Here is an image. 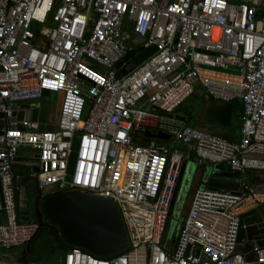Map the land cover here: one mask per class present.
I'll use <instances>...</instances> for the list:
<instances>
[{"label": "built area", "instance_id": "1", "mask_svg": "<svg viewBox=\"0 0 264 264\" xmlns=\"http://www.w3.org/2000/svg\"><path fill=\"white\" fill-rule=\"evenodd\" d=\"M130 22L144 39L136 46ZM145 48L154 51L117 73ZM196 87L240 102L238 141L177 113ZM46 92L63 94L53 130L18 118ZM0 114V252L26 246L39 229L18 207L23 174L14 164L26 151L27 177L43 196L111 197L129 241L108 257L72 246L58 262L29 264H264V244L250 251L256 260L237 250L241 215L264 209V183L247 175L264 171V0H0ZM191 163L189 183L197 166L220 164L239 188H195L166 244Z\"/></svg>", "mask_w": 264, "mask_h": 264}, {"label": "water", "instance_id": "2", "mask_svg": "<svg viewBox=\"0 0 264 264\" xmlns=\"http://www.w3.org/2000/svg\"><path fill=\"white\" fill-rule=\"evenodd\" d=\"M133 27V23L130 22L127 25V33L129 34L130 45L136 46L142 43L144 39L133 31ZM137 52V50L134 51V53ZM203 95L204 90L201 87H196L191 96L195 99H200ZM53 97L54 93L51 95L46 94L37 103L22 104L21 107L26 110L20 111L18 118L37 119L40 123V130L44 128L53 130V125L45 126L48 101ZM2 117L3 114H0V127L2 125ZM146 136L157 139H168L170 137L164 133H147ZM35 169L37 170V168ZM193 170L194 165L191 163L187 167L183 183H181L177 193L176 216L180 212L183 196L186 194L189 184L188 177ZM234 176L233 173H224L223 167L221 168L220 164H215L204 170V180L202 181L204 187L207 188L237 191L239 183L233 180ZM24 185V179H22L19 189L18 207L21 218L27 219ZM37 191L38 196L36 198L34 216L39 223V227L44 224V216L50 225L57 228L59 236L65 244L79 247L98 257L118 254L128 247L129 241L122 217L111 197L71 189L49 195L39 205L41 195L40 191ZM263 216L264 209L262 206L241 215V224H244L246 228H241L239 231L237 250L245 254L247 260H256L257 258L255 253L250 252L254 244H264L263 235L259 234L264 231ZM168 222L169 218L165 222L163 236ZM27 247L29 248V243Z\"/></svg>", "mask_w": 264, "mask_h": 264}, {"label": "rangeland", "instance_id": "3", "mask_svg": "<svg viewBox=\"0 0 264 264\" xmlns=\"http://www.w3.org/2000/svg\"><path fill=\"white\" fill-rule=\"evenodd\" d=\"M37 29L40 28L39 25L36 26ZM45 94H52V92H46ZM62 97L63 94L61 92L55 93L53 98H50L48 101V108H47V114H46V125H55L59 119L60 115V108H61V103H62ZM197 101L195 98L192 96L188 97L182 104L181 106L177 109L180 114H185V111L193 112L196 109L199 108L197 107ZM210 165L208 163H205L204 165L197 166L193 178L189 183V188L186 190V194L183 196V201L180 206V212L178 216L175 214V207L177 206L178 201H176L175 207H174V212L171 215L170 218V223H169V231H168V238L166 244L171 243L172 240L175 239V231L179 230V228L182 225L183 218L186 216V212L189 207V203L191 200L192 193L195 188H200L204 187V183L202 180L203 179V174L204 170L209 167ZM27 169L26 171L28 170ZM222 168L223 166L220 165ZM224 170V167H223ZM252 171L249 172V176ZM255 177H251L252 180L257 181V180H264V171L257 170L254 172ZM248 175V173H247ZM189 178V177H188ZM258 182V181H257ZM34 185L32 179H27L26 182V191H27V198L32 199V191L30 189L33 188L32 186ZM178 200V199H177ZM32 208V205L29 206V210ZM33 217V214L28 216V219H31ZM44 222L48 223V220L44 217ZM44 235H49L48 234V229L43 227L40 233V237L36 240V250L31 252L27 256V260L35 262H40V263H54L58 262L61 260L66 252L65 248L59 247L55 249L54 251H51V248H49L50 242L47 240H44L43 236ZM26 247L25 246H17L13 247L9 250L1 251L0 252V263L2 264H22L20 261L19 257L22 254ZM39 256V257H36Z\"/></svg>", "mask_w": 264, "mask_h": 264}, {"label": "crops", "instance_id": "4", "mask_svg": "<svg viewBox=\"0 0 264 264\" xmlns=\"http://www.w3.org/2000/svg\"><path fill=\"white\" fill-rule=\"evenodd\" d=\"M153 51L154 49L152 48L140 49L139 52L133 53L132 56L124 58L116 64L117 73H128L144 59L149 57ZM196 101L199 108L192 113L187 110L183 115L180 114L178 110L177 113L181 116H187L190 124L194 127L216 134L228 141L235 142L239 140V115L241 113V104L238 100L222 102L214 100L204 94L200 99H196ZM27 154L26 151H21L18 154L14 164V169L16 171L26 173L27 166H29L30 163V161L26 159ZM254 172L255 171H252V173H250V180L253 179H251V177H255ZM257 181L264 183V180Z\"/></svg>", "mask_w": 264, "mask_h": 264}, {"label": "trees", "instance_id": "5", "mask_svg": "<svg viewBox=\"0 0 264 264\" xmlns=\"http://www.w3.org/2000/svg\"><path fill=\"white\" fill-rule=\"evenodd\" d=\"M134 53L131 52L129 54H127L125 56V58H127L128 56H132ZM39 227L38 232L36 233V235L32 238V240L29 243V248L27 247V245L25 246L26 248L24 249V251L22 252V254L20 255L19 259L23 264H29L30 262H34L33 259H31V261L27 260V256L33 252L34 250H36V240L40 237V233L41 230L43 229V227L48 229V234L49 235H44L43 238L44 240H47L48 242H50L49 244V248H51V251H54L55 249L62 247L66 249L72 248V246L65 244L62 239L59 236V233L57 231V228H55L54 226L50 225L49 223H45ZM39 257V256H36Z\"/></svg>", "mask_w": 264, "mask_h": 264}, {"label": "flooded vegetation", "instance_id": "6", "mask_svg": "<svg viewBox=\"0 0 264 264\" xmlns=\"http://www.w3.org/2000/svg\"><path fill=\"white\" fill-rule=\"evenodd\" d=\"M32 162V161H31ZM23 176L20 178L19 180V189H20V183H21V180L24 179V187H25V191H24V194H25V197H24V200H25V206H26V217L30 216L31 214H33L34 216V209H35V203H36V198L38 196V189L34 183V185L32 186L33 188L30 187L31 191H32V199L31 198H27V191H26V182H27V179H30L29 177H27V173H22ZM31 180V179H30ZM19 192V191H18ZM40 198H39V205L41 204L42 200L46 197V196H43L42 195V192H40ZM32 205V208L29 210V206ZM44 216H43V222H44ZM49 223V222H48ZM50 224V223H49Z\"/></svg>", "mask_w": 264, "mask_h": 264}, {"label": "bare ground", "instance_id": "7", "mask_svg": "<svg viewBox=\"0 0 264 264\" xmlns=\"http://www.w3.org/2000/svg\"><path fill=\"white\" fill-rule=\"evenodd\" d=\"M255 187H261V186H255Z\"/></svg>", "mask_w": 264, "mask_h": 264}]
</instances>
